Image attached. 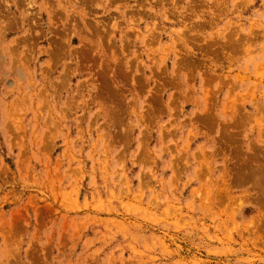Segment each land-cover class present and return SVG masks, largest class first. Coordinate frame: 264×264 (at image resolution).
<instances>
[{"label": "rangeland", "instance_id": "obj_1", "mask_svg": "<svg viewBox=\"0 0 264 264\" xmlns=\"http://www.w3.org/2000/svg\"><path fill=\"white\" fill-rule=\"evenodd\" d=\"M0 264H264V0H0Z\"/></svg>", "mask_w": 264, "mask_h": 264}]
</instances>
